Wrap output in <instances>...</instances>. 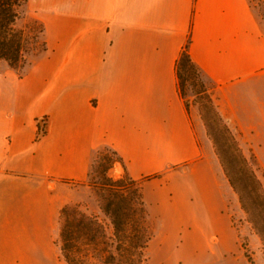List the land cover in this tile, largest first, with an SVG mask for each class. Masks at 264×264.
<instances>
[{
    "label": "crops",
    "instance_id": "crops-1",
    "mask_svg": "<svg viewBox=\"0 0 264 264\" xmlns=\"http://www.w3.org/2000/svg\"><path fill=\"white\" fill-rule=\"evenodd\" d=\"M27 5L47 48L22 71L0 73V264H58L61 209L84 199L70 182L85 180L100 152L116 151L137 179L214 147L198 108L187 110L178 91L176 63L189 39L243 145L254 126L249 92L264 88V19L251 0ZM260 107L252 121L264 128V100Z\"/></svg>",
    "mask_w": 264,
    "mask_h": 264
},
{
    "label": "rangeland",
    "instance_id": "rangeland-1",
    "mask_svg": "<svg viewBox=\"0 0 264 264\" xmlns=\"http://www.w3.org/2000/svg\"><path fill=\"white\" fill-rule=\"evenodd\" d=\"M251 3L264 19V0H251ZM17 26L25 29L30 35L29 50L25 53L24 62L15 68L22 71L29 58L43 52L47 45L43 40V23L27 3L20 8ZM8 65V62L1 61L0 73ZM248 96L251 112L247 122L249 127L253 124L254 126L250 127L252 129L248 135L242 137L243 145H241V137L239 138L229 123L222 118L264 189L263 122L261 119L256 121L258 123L252 121V113L262 112L260 104L264 100V88L252 87ZM184 97L189 100L190 107L196 106L201 114L199 101L202 99L197 96L190 80L186 82ZM207 114L211 116L210 113ZM212 125L220 147H236L227 139L222 122L212 121ZM107 150L111 151L105 149L102 152ZM203 150L205 157L170 166L163 173L135 179L143 192L147 213L146 225L150 234L144 255L146 263L264 264L263 242L255 231L249 215L242 208L238 194L230 185L215 146L205 147ZM125 174L123 166L118 162L108 171V176L113 180ZM100 181V175L94 172L83 181L70 182L84 199L69 205L79 204L83 212L97 216L108 235H111L113 226L101 208V199L96 191V185ZM60 228L59 215L58 264H67L60 248Z\"/></svg>",
    "mask_w": 264,
    "mask_h": 264
},
{
    "label": "trees",
    "instance_id": "trees-1",
    "mask_svg": "<svg viewBox=\"0 0 264 264\" xmlns=\"http://www.w3.org/2000/svg\"><path fill=\"white\" fill-rule=\"evenodd\" d=\"M27 1L0 0V62L6 61L14 68L23 64L30 45V35L17 26L20 8ZM189 44L190 39L176 63L179 94L189 110V100L184 96L186 82L190 80L197 96L202 99L199 101L201 117L223 171L264 246L262 183L218 112L202 73L190 56ZM211 120L223 123L227 139L236 147H220ZM116 162L123 163L116 151L100 152L89 174L96 172L100 175L101 181L96 185V191L101 199V208L113 226L111 235H108L97 216L86 214L79 204L66 205L61 209L60 248L67 264H147L144 255L150 234L146 225L143 192L139 182L127 173L116 180L108 176L109 169Z\"/></svg>",
    "mask_w": 264,
    "mask_h": 264
}]
</instances>
